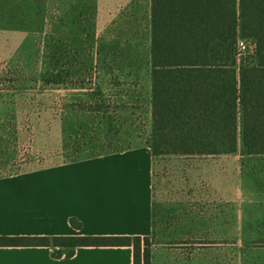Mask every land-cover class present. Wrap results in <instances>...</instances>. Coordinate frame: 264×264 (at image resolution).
I'll return each mask as SVG.
<instances>
[{
  "label": "rangeland",
  "instance_id": "rangeland-1",
  "mask_svg": "<svg viewBox=\"0 0 264 264\" xmlns=\"http://www.w3.org/2000/svg\"><path fill=\"white\" fill-rule=\"evenodd\" d=\"M150 1L26 0L0 23V177L149 149ZM153 162L144 264H264L257 157L241 137L233 155Z\"/></svg>",
  "mask_w": 264,
  "mask_h": 264
},
{
  "label": "trees",
  "instance_id": "trees-1",
  "mask_svg": "<svg viewBox=\"0 0 264 264\" xmlns=\"http://www.w3.org/2000/svg\"><path fill=\"white\" fill-rule=\"evenodd\" d=\"M151 7L153 158L232 155L240 137L248 155H264V0H152ZM240 39L256 49L254 61L239 66ZM0 246L53 248L58 258L82 247H132L134 264H143L141 237H0Z\"/></svg>",
  "mask_w": 264,
  "mask_h": 264
},
{
  "label": "crops",
  "instance_id": "crops-1",
  "mask_svg": "<svg viewBox=\"0 0 264 264\" xmlns=\"http://www.w3.org/2000/svg\"><path fill=\"white\" fill-rule=\"evenodd\" d=\"M25 5L0 0V23L19 22L29 13ZM5 28L0 32H10ZM246 155L257 157L264 196V155ZM153 185V156L146 147L0 177V237L125 236L141 237L143 245L153 232ZM72 219L81 227L74 228ZM53 252L0 246V264H134L132 247H82L72 257L63 250L60 258Z\"/></svg>",
  "mask_w": 264,
  "mask_h": 264
},
{
  "label": "built area",
  "instance_id": "built-area-1",
  "mask_svg": "<svg viewBox=\"0 0 264 264\" xmlns=\"http://www.w3.org/2000/svg\"><path fill=\"white\" fill-rule=\"evenodd\" d=\"M256 44L252 39H240L238 43L239 61L244 56H251L255 53Z\"/></svg>",
  "mask_w": 264,
  "mask_h": 264
}]
</instances>
